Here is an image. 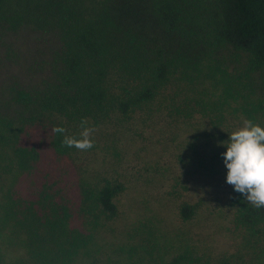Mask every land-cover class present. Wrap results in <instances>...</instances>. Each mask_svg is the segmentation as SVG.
<instances>
[{"label":"trees","instance_id":"trees-1","mask_svg":"<svg viewBox=\"0 0 264 264\" xmlns=\"http://www.w3.org/2000/svg\"><path fill=\"white\" fill-rule=\"evenodd\" d=\"M84 118L95 146H62ZM244 119L264 127V0H0V264H264L234 186L228 247L191 226Z\"/></svg>","mask_w":264,"mask_h":264},{"label":"clouds","instance_id":"clouds-1","mask_svg":"<svg viewBox=\"0 0 264 264\" xmlns=\"http://www.w3.org/2000/svg\"><path fill=\"white\" fill-rule=\"evenodd\" d=\"M87 118L80 122L79 137L64 135L62 146L79 151L92 149L93 133L98 129L89 127ZM52 132L65 134L67 129L54 126ZM229 141L222 147L227 151L222 154L227 172V183L234 190L245 196L250 204L259 209L264 208V127L244 119L243 126L229 134Z\"/></svg>","mask_w":264,"mask_h":264},{"label":"rangeland","instance_id":"rangeland-1","mask_svg":"<svg viewBox=\"0 0 264 264\" xmlns=\"http://www.w3.org/2000/svg\"><path fill=\"white\" fill-rule=\"evenodd\" d=\"M217 55L221 57L220 59H224L226 65H228L231 69H237L240 66L239 63L236 62V58L233 55L232 50H222ZM240 60H242V58H240ZM185 136V134H182L183 138H185ZM158 148L164 147L159 146ZM179 153L180 152L178 148L173 143H169L167 146V151L161 152V154L164 156V159H166L168 163L170 159L174 162L175 159L172 156L174 154L178 155ZM143 160L148 162L147 158H143ZM163 163L164 162H152L151 165L145 166L142 160H136L131 164V166L135 168L137 167V171L141 170L145 177H150V175L154 176L153 170H165L167 165ZM148 168L150 169L148 170ZM175 169H178V167ZM156 175L157 174H155V176ZM226 175L225 173L216 175L215 177H213L214 175H206L205 177H200L199 179L195 177V181L193 183V185H195V191L190 193V198H193L194 202H200L203 199L205 204L204 210L202 211V218L197 219V221L191 225L194 226V233L204 232L205 234H210L211 237L209 241L214 244L217 249H224L230 244L229 230L226 226L228 224L227 200L230 197L233 187L226 182ZM203 178L205 179L203 180ZM152 179H154V177ZM137 183L140 185V187L136 190L138 192H141V190H146V186L150 187L152 190L155 189V191L160 190L159 187L156 186L157 184H154L157 183V180H153V184L151 183V180H139ZM172 183L173 181L167 180L164 188ZM154 195H156V193H154ZM128 199L129 195H126L125 201L128 202Z\"/></svg>","mask_w":264,"mask_h":264}]
</instances>
